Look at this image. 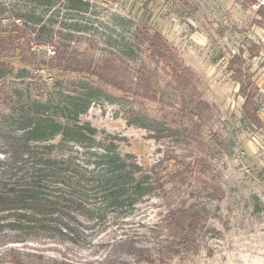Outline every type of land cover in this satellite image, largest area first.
I'll return each instance as SVG.
<instances>
[{
  "label": "rangeland",
  "instance_id": "1",
  "mask_svg": "<svg viewBox=\"0 0 264 264\" xmlns=\"http://www.w3.org/2000/svg\"><path fill=\"white\" fill-rule=\"evenodd\" d=\"M255 2L0 0V108L9 113L38 108L42 118L62 124L76 116L97 129V138L102 133L121 138L114 141L115 150L135 156L163 182V190L148 194L126 217L110 215L105 225L80 227L74 241L37 234L1 246L0 264H12L1 255L6 248L42 256L44 264L53 259L70 264H264V21L257 15L264 0ZM16 25L24 34L12 46L10 30ZM137 28L161 33L181 67L190 70L185 92L208 105L195 139L183 131L190 120L179 111L181 91L167 65L149 57L146 43L136 38ZM57 43L67 44L73 55L110 58L128 68L133 81L137 70L147 68L164 92V103L140 97L133 84L132 91H122L87 74L50 67ZM235 54H240V68L230 67ZM247 79L261 125H252L242 113L240 86ZM192 204L207 210L195 245L160 262L158 248L168 236L165 215ZM122 230L156 261L138 263L116 253L109 242Z\"/></svg>",
  "mask_w": 264,
  "mask_h": 264
},
{
  "label": "trees",
  "instance_id": "2",
  "mask_svg": "<svg viewBox=\"0 0 264 264\" xmlns=\"http://www.w3.org/2000/svg\"><path fill=\"white\" fill-rule=\"evenodd\" d=\"M247 1L256 4L255 0ZM257 15L264 21V2L258 5ZM40 28L42 32L44 26ZM10 33L9 43L13 46L24 30L16 25ZM137 37L146 43L151 59L167 65L181 91L179 111L187 113L190 120L189 128L183 131L195 139L207 116L208 105L194 101L193 95L185 92L192 79L190 70L181 67L174 50L158 31L137 28ZM66 45H55L48 62L50 67L84 73L122 91H132L133 84L140 97L164 103V92L147 68L137 70L133 81L128 68L112 59L99 61L73 55ZM239 63L240 54H235L229 64L240 68L236 66ZM234 72L241 74L240 69ZM251 87L254 90L249 79L246 86H240L244 95L242 113L252 125H261ZM97 133V129L80 123L76 116L71 123L62 124L42 118L38 108L32 113H9L0 108V247L27 237L34 239L37 234L55 241H74L80 227L93 229L105 225L110 215L124 218L148 194L163 190V182L153 168L144 170L135 156L115 150L114 141L121 138L107 133L97 138ZM56 136L59 140L54 142ZM206 217L207 210L195 204L169 210L163 220L168 236L165 245L158 248L157 259L161 262L166 255L193 247L194 236ZM109 243L116 253L130 255L135 262L156 261L149 249L137 245L135 237L126 230L113 236ZM1 255L7 256L12 264L35 263V258L36 263L44 264L40 261L44 259L42 256L18 248H6ZM52 262L70 264L66 260Z\"/></svg>",
  "mask_w": 264,
  "mask_h": 264
}]
</instances>
